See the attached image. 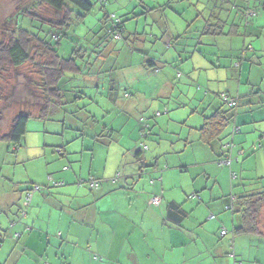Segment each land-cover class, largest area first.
<instances>
[{
  "label": "rangeland",
  "instance_id": "1",
  "mask_svg": "<svg viewBox=\"0 0 264 264\" xmlns=\"http://www.w3.org/2000/svg\"><path fill=\"white\" fill-rule=\"evenodd\" d=\"M89 1L93 4L92 11L81 22L74 23L68 31V36L59 39L58 45L56 46L58 53L64 58H69L77 47L86 49V51L94 50V52L90 53H86L85 51V53L80 54V58H76L80 68L79 73H66L64 75L61 81L62 83L64 81L67 92L64 93V95L66 94L64 96V105L60 107L52 106L45 120L37 118L38 109L36 108H39L42 99L37 88L34 85L29 86L30 82L36 83L39 80L32 65H26L11 71L9 75L4 77L6 78L5 81L0 83V87L4 88L3 94H5V100L0 103L1 133L7 131L11 117L17 112L27 109L31 111V117L26 125V133L19 147L14 148L6 141H0V194L3 193L2 186H5L4 183L15 191V193H18L16 184L20 182L22 183L20 185L21 187L37 185L51 197L56 199L64 198L65 192H61L62 189L74 188V186L54 187L51 182H48L47 177L51 176L54 181L61 182L58 180L60 174L69 171V163L78 172L82 168V175L88 173L91 162H93L92 169L98 168L106 158H108L109 165V161L113 156V149L116 147L117 137L112 131L117 130L115 126L122 133V137L119 138L122 145L127 142L128 133L134 124H139L140 118H142V121L140 122L139 129L143 128L144 130L145 123H150L152 126L150 131L153 135L149 139H144L145 144L147 142H158L157 139L159 136L162 139H167L166 132L165 134L160 133L159 135L156 133L158 127L164 128V130L166 129V126L164 127L165 119H167L166 115L154 117L152 114V118L150 116L151 112L145 108L147 100L152 95L149 87L155 86L154 92L160 91L166 93L168 90L164 83L167 80L173 82L174 90L170 93H172L171 95L175 101L177 100L181 105H185V108L189 110L188 113L190 111L194 113L196 104L199 106L201 103V108L197 110L196 114H190L192 117L185 125H173L166 122L170 127L169 132L174 133L173 136L169 135V137H178L180 140H177L176 143L181 145L184 144V139L176 131L179 129L182 130L184 127V133L188 136L190 127L192 129L193 127L195 128L193 124L194 117L200 118V114H203V116L211 114L207 112L208 102L203 103L207 99H200L205 89L203 88L199 91L197 85L206 84L205 79H210V84L216 88H221L220 90H212V92L219 94L223 91L226 94L230 90L229 95L231 96L228 97L232 98L234 95L233 87L228 88L224 86H235L238 82L237 78L242 80L241 83H245L244 79L246 77L241 75L243 73H239V69L233 68L236 60L232 59V55H226L224 51V49H227V41H221V45L218 46V43L215 44L211 36L206 34V32L216 27L217 20L223 17L224 9H227L226 4L222 1L218 4H213V8L210 11H206L205 9L209 10V8L204 6L205 3H210V0ZM37 2L38 0H0V41L6 39V33H9L15 25L14 20H16L18 26L22 29L39 33V35L41 34L39 32L41 29L42 34L40 36L48 40V35L44 36L45 31L49 29L48 23L56 25L61 19V14L56 13L45 5H39ZM254 3L257 4V0ZM22 13L25 17H23ZM105 15H109L110 18L106 22L103 18ZM258 15L264 18L262 13L258 12ZM28 17H38L43 22L37 19L32 20ZM113 19L117 23L118 21L123 22V32L120 36L121 38L111 37L106 40L103 36L107 29L112 26ZM98 39L103 40L102 44L94 49L95 42ZM52 43L53 45L55 44V42ZM247 47L245 46V48ZM219 50H221V53L217 54ZM243 52L245 53V50ZM255 52L256 56L260 53L258 50H255ZM257 58L260 60V63H258L259 70L251 69V79H259L264 75V56L262 52ZM142 59L145 62L151 59L155 60L157 70L151 71L149 76L135 75L137 77L134 79V74L127 72L129 70L127 67L135 66L136 62H140ZM36 60L37 62L41 61L39 57H36ZM247 62H242L244 67L248 66ZM216 65L221 66L222 69H213L212 66ZM192 66L195 68V72L191 71ZM196 69L199 71V77L194 74L198 73ZM177 72L180 74L176 76ZM226 74L228 75L229 81H225L224 76ZM193 76H195V79ZM133 84H136V87L140 91V95L137 94L140 100V106L137 110L130 109V103H135L136 99V97L131 98L135 94ZM261 91L264 92V90ZM113 93L116 104L118 105L116 109L111 104V101H109ZM76 97L78 98L76 99ZM184 98H189L191 103L188 100L187 102ZM213 98H216V102L220 101V104H223V108L229 109L226 104L222 103L220 95L218 97L214 96ZM233 99H236V97ZM142 108L145 109L140 110ZM242 108H244V105L238 104V106L229 112L233 113ZM164 109L167 108H163L161 111L156 112V114H163ZM202 110H206V112L201 113ZM251 110L256 114L259 113V110L253 108ZM179 114L181 115V113ZM127 115L131 117L127 118ZM173 116L174 114L171 115V117ZM130 118L132 119L131 121H129ZM182 118L180 117L178 119ZM197 126L196 128H199L201 124ZM232 126L233 121L230 119L223 132H228ZM229 137H226L224 140H229ZM197 138L198 135H195V132L192 130L189 140L191 141ZM106 139L113 141V145L110 147L108 154L104 148H96L94 159H92L90 152L81 150L82 147H98L99 145H104L106 144ZM195 146H197V143ZM201 146L203 148L205 147L204 145ZM187 148L185 152L179 153L176 151L179 154L174 155L176 158L178 157L182 160V165H193L195 157V159L200 157L198 161L201 165L209 164L205 162L203 153L199 156L198 153L194 154L191 152L192 147H190V144ZM58 149H61L62 153ZM255 157H257L256 153H249L247 158L241 161L237 169L234 170L238 174L242 172L246 176H244L245 180H242V183L237 181L232 184L234 185L233 187L231 186V190L233 191L232 195L241 189L243 184L242 190H245L247 193H252L264 186V179L262 180V184H256L258 180L255 178L259 177V173L263 171L261 168V160L257 159L256 161ZM221 158H217L216 154L215 159L212 156L213 165H208L206 170L207 174L213 173L214 175H219L221 188L227 190L228 187L230 188V181L228 180L227 183L226 177L224 178V173L222 172L226 168H221L216 162ZM222 160L223 158L220 161ZM147 161L148 163L152 162L151 158H147ZM160 162L163 163V160L161 159ZM201 169V166L194 165L189 167L188 173H184L183 168H179L178 171L183 173L181 175L184 178L191 180L193 178L192 174H195ZM114 172L115 175L110 178L112 182L118 179V174L120 173L115 170ZM7 177H11L12 181L8 182L6 180ZM31 178H34L33 183L36 184L30 185L28 183V180ZM143 178L142 176L137 180L141 186L145 184ZM197 179L195 180L196 182ZM82 188L88 190L86 185H82ZM42 191L37 194H40ZM218 191H221V189L219 186H215L214 193L216 195L219 194ZM228 212L225 211L223 213L227 214ZM12 215L11 213H0V222L4 224L0 228V264H4L6 261L8 264H13L14 262V260H6L14 244L11 241V239H14L11 236L12 234L9 233V236H7L8 234L6 232V229H10L9 221H12ZM263 218L262 220H264ZM213 220L218 221L216 217ZM213 220L207 218L201 225L205 226L206 229L212 230L211 223ZM92 228H89L91 232L88 233L87 237L89 235L91 236ZM97 228H93L95 234ZM100 229L104 230L102 227ZM107 229L105 227L106 236H108ZM221 229H225L228 234L220 237ZM221 229L214 231L216 234V242L229 241L230 246H233V251L229 252L228 250L229 253L227 255H234L237 264H264V231L258 235H249L234 234L233 226H229L228 228L221 227ZM200 232H197V234ZM5 235L7 236L6 238ZM201 235L204 237L205 233L201 232ZM78 237L80 240L78 245H63L62 249L57 252L58 255L56 258H54V254L52 253L48 256L51 260H43L42 262L35 260L23 262L21 260L19 264H63L64 261L61 257L63 255L61 254L64 253L65 249L64 258L67 262V254L72 252V260H74L75 264H90L89 260L94 262V264L117 263V255L114 252V247L112 250L105 249L99 252L95 249L88 248L89 244L87 242L84 241V244L81 243V238H87L82 233H79ZM232 241L233 245L231 244ZM3 245L4 247H2ZM164 246L166 244L162 242L161 247ZM127 247L129 248L127 245L124 248L123 259L128 261L129 259L125 255ZM82 252H84L85 257L82 258L80 255L79 259L76 260L77 253L81 254ZM85 252L88 253V257ZM207 253L205 249V252L200 256L201 260L197 264H215L212 258L211 260H206L208 258ZM227 255L225 254L224 257H228ZM94 256L97 257L96 260L93 259ZM215 257L221 256L215 254ZM120 259L124 262L122 256ZM137 259L141 261L146 260L145 250L141 254L139 253ZM79 260H84V262L78 263ZM121 261L118 264H121ZM216 261L218 264H227L225 260H220L219 258Z\"/></svg>",
  "mask_w": 264,
  "mask_h": 264
},
{
  "label": "crops",
  "instance_id": "2",
  "mask_svg": "<svg viewBox=\"0 0 264 264\" xmlns=\"http://www.w3.org/2000/svg\"><path fill=\"white\" fill-rule=\"evenodd\" d=\"M220 1L226 4L227 9H224L223 17L217 20L216 27L206 32V34L210 35L215 44L218 43V46L221 45V41H227V49H224L226 55H232V59L236 60L233 68L239 69V73H243L241 75L246 77L244 79L245 83H241L242 80L237 78L238 82L235 86H224L233 87L234 95L232 98H239V104L244 105L242 109L233 113L229 112L230 119L233 121L231 130L229 128L230 132H222L212 144L203 143L199 138L198 128H196L197 125H202L203 114H200V118L193 116L195 128L193 127L192 129L190 127L188 136L184 133V127L182 130L176 131L184 139V144L178 145L176 141L180 139L178 137H169V135L173 136L174 133L169 132L170 127L166 122L173 125H185L192 117L190 114L193 111L188 113L189 110L185 108V105H181L179 101L173 99L172 93H170L174 90L173 82L167 80L164 83L168 90L166 93L154 92L155 86L149 87L152 95L147 100L145 108L151 112L150 116L152 118V114L154 117L166 115L167 119L164 122L166 129L158 127L156 133L159 135L166 132L167 139H162L159 136L158 142H147L145 144L144 139H149L153 135L150 131L152 126L150 123H145V129H139L142 121V118H140L139 124H134L128 133L127 142L122 145L119 139L122 137V133L115 126L117 130L112 131L117 137L116 147L113 149V156L109 161V165L108 158L96 169H92L93 162H91L88 173L82 175V168L78 172L69 163V171L60 174L61 178L59 177L58 180L61 182L54 181L51 176L47 177L48 182H51L54 187L74 186V188L59 190L65 192L64 198L56 199L51 197L38 186L39 190H33L30 193L31 197L28 202L25 193H28L30 188L37 186L32 185L36 184L33 183L34 178L28 180V183L32 185L30 187H21L22 183L18 182L16 184L18 193H15L4 183L5 186H2L3 193L0 194V213L13 214L12 221H9L10 229H6L8 234L6 235L9 236L10 233L14 238L13 240L11 239L14 243L13 249H10L11 251L7 255L6 260H14L13 264H19L21 260L23 262L28 260L37 262L51 260L48 256L53 253L54 258H56L57 252L62 249L63 245H78L80 241L79 233L87 237L88 233L91 232L89 228L98 227L96 234L92 228L91 236L81 238V243L87 242L89 244L88 248L99 252L105 249L112 250L114 247V252L117 255L116 264L121 261V256L122 260H124L123 253L126 245L129 248L127 247L125 255L129 260H124L125 263L121 261V264H197L201 260L200 256L205 252V249L208 252L206 260H211L212 258L214 263L218 264L216 259L219 258L220 260H225L227 264H237L234 255H227V253L233 251V246H230L229 241L217 243L214 231L221 229V227L228 228L233 226L235 228L237 225L236 215L231 210H226L225 207L230 205L236 196L245 192V190H242L243 184L241 189L232 195L231 186H234L232 185L234 182L239 181L242 183V180H245V174L242 172L238 174L234 170L237 169L241 161L247 158L249 153H256V161L260 159L262 164L263 172L259 173V177L255 178L258 180L256 184H262L264 179V92L261 91L264 90V75L259 79H251V69L259 70L258 63H260V60L257 57L261 55V52L264 56V18L258 15V12L264 15L261 11V4L264 0H257V4L254 3L256 0H210V3L204 4L205 7L209 8V10H205L210 11L213 8L212 5L218 4ZM245 46L248 47L245 48ZM243 50H245V53ZM255 50L260 51L258 56H256ZM220 53L221 50H219V53L217 52V54ZM244 61L249 62H247L248 66L244 67V64H242ZM146 62L142 59V61L136 62L135 66H128L129 70L127 72L134 74V79L137 77L135 75L138 74L149 76L151 71H155L157 68L156 66L148 65ZM212 67L213 69H222L219 65ZM196 70L198 73L194 74L199 77V71L198 69ZM191 71L195 72L193 66ZM178 74L180 73L177 72L176 76ZM224 78L225 81H229L227 74ZM205 82L206 84H202L203 86L200 84L197 87L199 91L203 88L205 89L200 99H207L203 103L208 102L207 112L213 114L222 105L220 101L216 102V98L214 99L213 97H218L225 94V92L214 93L212 90H220L221 88H216L210 84V79H205ZM133 89L135 94L131 98L136 97V99L135 103H130V109L137 110L140 106L137 94L140 95V91L136 84H133ZM228 92L226 93L228 94L227 96H231L229 95L230 90ZM184 99L191 103L189 98ZM109 101L116 109L118 105L116 104L114 93L111 94ZM163 108L167 109L163 110V114L157 115L156 112L161 111ZM200 108L201 103L199 106L196 104L193 115ZM252 108L259 110V113L256 114L251 110ZM222 110L227 109L222 107ZM204 112L206 110H202L201 113ZM173 114L174 116L171 117ZM129 117L131 116L127 115V118ZM180 117L183 118L178 119ZM131 120L130 118L129 121ZM104 128L107 130L105 126ZM192 130L195 135H198V138L190 141L189 137H191ZM144 132L146 136L143 135ZM226 137H229V140H224ZM105 142L106 144L104 145L82 147L81 150L90 152L92 159H94L96 148H104L108 154L113 141L106 139ZM196 143L197 146H195ZM189 144L192 147L191 152L194 154L198 153L199 156L203 153L205 162L209 164L201 165L198 161L200 157H197V159L195 157L193 165H182V160L174 155L185 152ZM201 145L205 147L203 148ZM58 150L62 153L61 149ZM176 151L179 153H176ZM218 152H221V155L217 156V158H227L228 160H226L229 162V164L221 166L218 160L216 161L218 166L226 168L222 172L224 173V178L226 177L227 183L228 180L230 181V188L228 187L227 190L221 188L219 175L207 174L206 170L208 165H213L212 156L215 159V154ZM147 158H151L152 162L148 163ZM161 159L163 163L160 162ZM194 165L201 166L202 169L192 174L193 178L191 180L184 178L181 175L183 173L178 171L179 168H183L184 173H188L189 167ZM114 170L120 173L118 174V179L112 182L110 178L115 175ZM142 176L145 184L141 186L137 180ZM90 177L99 181V187L95 190L87 188L88 192V190L82 188V185H86L85 182ZM196 179L197 182L195 181ZM6 180L11 182L12 178L7 177ZM211 181L213 182L210 183ZM215 186H219L221 189L217 195L214 193ZM46 189L48 188L46 187ZM40 191L42 192L37 194ZM153 196L160 198L158 206L149 203ZM229 196L231 197L229 198ZM170 202L180 204L187 213L180 226L174 225L166 219L165 208ZM225 211L229 212L227 214L223 213ZM211 215L218 220L216 222L213 220L214 218L212 219V230L206 229L205 226L201 225L205 219H210ZM263 217L264 208L259 218L260 232L264 231ZM2 226L4 224L0 222V228ZM100 227L104 228V230L100 229ZM105 227L108 228V236L105 235ZM200 231L205 233L204 237H202ZM197 232L200 233L197 234ZM6 235L5 238L7 237ZM220 237L224 236L220 235ZM162 242H165L166 246L161 247ZM231 244L233 245V241ZM198 245L205 246L199 247ZM65 250L61 254L63 255L61 256L64 261L63 264H75L74 260H72L71 251V253L67 254L68 262L65 260ZM144 250L146 260H138L139 253L141 254ZM86 254L88 257V253ZM215 254L221 257H215ZM225 254L228 257H224ZM80 255L82 258L85 257L84 252H82L81 254L77 253L75 259L78 260ZM96 258L94 256L93 259L96 260ZM80 262L83 263L84 260H79L78 263ZM89 263L94 264L90 260ZM4 264H8L7 261Z\"/></svg>",
  "mask_w": 264,
  "mask_h": 264
},
{
  "label": "trees",
  "instance_id": "3",
  "mask_svg": "<svg viewBox=\"0 0 264 264\" xmlns=\"http://www.w3.org/2000/svg\"><path fill=\"white\" fill-rule=\"evenodd\" d=\"M37 4L45 5L56 13L61 14V19L56 25L47 22L49 29L45 31L44 36L48 35V40L40 36L42 34L41 29V31L39 30L41 33L39 35V33L22 29L18 26L16 20H14L15 25L9 33H6V39L0 41V83L5 81L6 78L4 77L9 75L11 71L26 65H32L39 80L36 83L30 82L29 86L34 85L39 92L42 102L39 108H36L38 109L37 118L45 120L52 106L60 107L65 104L64 96L66 94L64 95V93L67 92L64 81L63 83L61 81L66 73L76 74L80 72L77 59L80 58V54L86 51V49L77 47L73 51L75 55L72 54L69 58L61 57L56 49L58 41L62 37L68 36V31L74 23L81 22L92 11L93 4L89 0H38ZM261 11L264 13V1L261 4ZM22 15L25 17L23 13ZM28 18L43 22L38 17ZM103 18L105 22L107 19H110L109 15H105ZM112 21V26L107 29L103 36L106 40L111 37L121 38L120 36L123 32V22L118 21L117 23L115 19ZM102 41L98 39L95 42L94 49L99 47ZM52 42H55V44L53 45ZM76 49L78 50L77 52ZM87 52H94V50ZM36 57H39L41 61L37 62ZM146 63L151 66H156L154 60H148ZM3 92L4 88L0 87V103L5 100V94ZM233 100H235V106H229L222 101V103L229 107L228 110H222V104L210 116H203L202 125L197 130L199 138L203 143L207 145L212 144L222 134L230 119L229 111L238 106L240 99ZM30 117L31 111L28 109L17 112L11 117L7 131L4 133L0 132V141H6L14 148L19 147L26 133V125ZM216 154L220 156L221 152ZM226 159L223 158V160ZM34 187L30 188L28 193H25L28 202L30 201V193ZM228 206L231 207L230 210L237 218V225L233 228L234 234H260L259 218L264 208V187L252 193L244 192L236 196ZM165 216L170 223L180 226L181 222L186 218L187 213L182 209L180 204L170 202L166 205Z\"/></svg>",
  "mask_w": 264,
  "mask_h": 264
},
{
  "label": "built area",
  "instance_id": "4",
  "mask_svg": "<svg viewBox=\"0 0 264 264\" xmlns=\"http://www.w3.org/2000/svg\"><path fill=\"white\" fill-rule=\"evenodd\" d=\"M117 38H119V37H117ZM221 99H222V101L224 102V103H227V105H229V106H235L236 105V103H235V100H233V99H229L225 94H222L221 96ZM143 135L144 136H146V133L144 132L143 133ZM145 148V147H144ZM143 148V149H144ZM226 164H229V162L227 161V160H222V161H220L219 162V165H226ZM233 178H234V176H233ZM50 179V178H49ZM86 185H87V187L89 188V189H91V190H95V189H97L98 187H99V181L98 180H96V179H94V178H92V177H90L86 182ZM33 190H39V187L38 186H35L34 188H33ZM28 197H29V195H28ZM28 199V198H27ZM149 203L151 204V205H154V206H158L159 205V203H160V198L159 197H157V196H153L150 200H149ZM230 206H227V207H225V209L226 210H230ZM214 218V216L213 215H211L210 216V219H213ZM227 234V231L225 230V229H222L221 231H220V235L221 236H225Z\"/></svg>",
  "mask_w": 264,
  "mask_h": 264
}]
</instances>
